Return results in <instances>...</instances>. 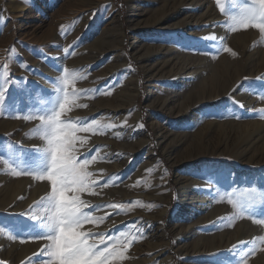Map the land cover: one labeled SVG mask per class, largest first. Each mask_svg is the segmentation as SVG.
Instances as JSON below:
<instances>
[{"label":"rangeland","instance_id":"rangeland-1","mask_svg":"<svg viewBox=\"0 0 264 264\" xmlns=\"http://www.w3.org/2000/svg\"><path fill=\"white\" fill-rule=\"evenodd\" d=\"M251 6L0 0V261L58 264L52 239L32 237L49 232L52 196L51 181L37 178L50 162L38 117L66 95L70 154L92 174L79 196L96 220L79 231L116 250L104 264H211L215 246L232 248L230 264H264V28L238 22ZM181 33L182 43L172 39ZM121 51L138 77L142 129L123 96ZM173 74L183 79L171 86ZM190 191L211 194L196 234L177 213Z\"/></svg>","mask_w":264,"mask_h":264},{"label":"snow or ice","instance_id":"snow-or-ice-1","mask_svg":"<svg viewBox=\"0 0 264 264\" xmlns=\"http://www.w3.org/2000/svg\"><path fill=\"white\" fill-rule=\"evenodd\" d=\"M253 5L255 6L245 7L242 10L238 22L245 27L255 22L257 27L264 28V0H253ZM4 99V92L0 91V105L3 104ZM68 104L69 100L65 95L58 105V110H54L47 117H38L45 128L50 162L47 172L37 178H47L51 181L52 196L48 198L51 204L45 209L49 215L46 222L43 221L49 232L45 236L32 238H51L53 250L50 254L55 257L58 264H104L105 261H109L110 257L117 254L116 250L106 246L104 251H99L95 244H89L88 234L79 231L83 224L95 222L96 218L83 211L88 205L79 196L80 192L91 191L90 178L92 174L86 170L88 160L77 165L75 157L70 154L75 137L66 130L72 126L61 121V115L65 112ZM33 118L26 117V119ZM140 126L143 127V125ZM83 130L87 131L88 129ZM94 182L91 181V183ZM69 189L77 193L71 200L65 195ZM96 207L100 208L101 206L97 205ZM113 207H119V205ZM31 218L38 219L37 216ZM100 242L103 243V239ZM0 264H5V262L0 261Z\"/></svg>","mask_w":264,"mask_h":264},{"label":"bare ground","instance_id":"bare-ground-1","mask_svg":"<svg viewBox=\"0 0 264 264\" xmlns=\"http://www.w3.org/2000/svg\"><path fill=\"white\" fill-rule=\"evenodd\" d=\"M204 1L207 2V0H204ZM116 29L118 30L120 38L122 37V39H123L124 32L122 31V24H121L119 18H118V21L116 23ZM159 34L160 33L150 34V35H148L147 40H154L156 38V36H159ZM184 38H185V34L181 33V34H175L172 39H174L177 42L182 43V40H184ZM122 39H121V42H122ZM193 42H195L194 39H193ZM191 45L192 44H190V47H191ZM121 52H120V54L122 56V61H123V64L121 65L122 66V75L124 76L123 78L126 79L125 80L126 82L124 84H127V85H125L127 87H124V89L122 90L125 92V94L123 96H124V99L125 98L127 99V96H132L130 98V106H132L136 110L135 119H134V124H135L134 126L138 129H142L143 127L140 126L141 122L139 119L140 113L137 110L136 94H137L138 88H139L138 87V80H137L138 77H137V74L134 72V70L129 65L128 58L125 55V53L124 52L121 53ZM193 55L190 54L188 56L193 57ZM127 76L129 77V80H130L128 83H127ZM181 79H183V77H180L179 75L175 76V74H173V76H169V77H167V79H165V83H167L168 85H171V86H173L175 84L178 85V82L181 81ZM130 84H132V86H133V89H134L133 92H135L134 94H128L127 93V92H129ZM175 89H173V90L169 89V90L170 91H176ZM121 121H123V119H120L118 122L120 123ZM191 122L192 121L190 120L189 123H191ZM146 144L149 145V142L146 141ZM226 184H228V182H226ZM193 192H191V191L187 192L188 193L187 199L185 200V202H183L180 205L177 213L183 212V217H186V216L188 217L187 222H188V224H190L189 229H191L192 234H196L198 223L200 222L199 221L200 218L195 219V215L198 214L199 216L200 215L202 216V213H206L209 210L210 204L208 202L211 198V194H209V196H207V197H203L201 195L199 196L197 194H194ZM192 193L194 195H192ZM212 204H213V202H212ZM164 213H165V210L163 211L162 215H164ZM203 238L204 237H201L200 241ZM213 246H215V245H213ZM231 249H232L231 247H217V246L212 247L211 251L209 253L212 257L211 264H230V262L232 260V257H230V255L232 254ZM219 258H220V260H219ZM164 263L165 264H171V260L168 258L164 261Z\"/></svg>","mask_w":264,"mask_h":264}]
</instances>
